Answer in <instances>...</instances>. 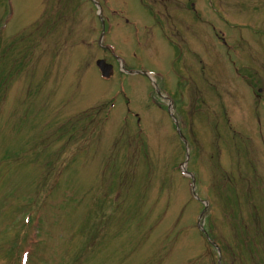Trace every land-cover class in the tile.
<instances>
[{"label":"rangeland","instance_id":"1","mask_svg":"<svg viewBox=\"0 0 264 264\" xmlns=\"http://www.w3.org/2000/svg\"><path fill=\"white\" fill-rule=\"evenodd\" d=\"M118 1L113 4L121 8ZM183 1L189 19L185 9L175 12L174 21L163 24L162 34L172 37L167 40L174 44L183 40L195 27L192 3L197 2V8L205 6V35L189 40L192 56L184 65L178 63L173 90L190 94L185 109L186 113L190 107L189 117L183 121L185 113L177 111V102L174 107L187 138L188 170L199 177L196 193L208 201L203 228L219 252L198 228L203 203L191 198L190 179L181 174L187 149L174 130L167 103L157 102L144 77L126 76L114 67L111 80L103 81L92 72L94 58L103 55L94 44L100 23L93 4L86 0H0V264H16L19 247L11 258L1 252L15 233L21 234L25 245L37 236L30 221L23 223L29 212L41 216L33 264H218L219 255L220 264H264V202L230 196L235 187L246 188L250 179L264 173V146H258L256 129L248 126L243 132L245 125H241L253 122L257 128L258 119L264 128V78L254 73L263 91L253 97L246 91L247 97L243 84L233 76L231 61L229 64L222 55L228 53L240 69L253 57L264 62V51L254 56L247 49L259 48L264 39L257 38L259 27L252 31L256 38L247 32L248 27L236 32L227 29L207 7L248 25L257 15L264 20V0ZM128 2L135 4L134 0ZM141 7L146 20L136 16L152 28L149 10ZM115 23L121 28L122 16L115 17ZM215 25L226 32L223 38L230 45L241 37L246 54L238 53L242 47L236 46L232 55L228 50L232 46L223 44L222 35L215 38L218 30L211 29ZM127 30H121L119 37L115 32L110 40L136 64L133 53H140L136 41L151 37L143 32L133 41L131 28L130 37H125ZM164 52L146 47L144 57L147 68L168 80L172 74L162 67L172 58ZM105 58L115 62L108 55ZM228 68L232 75L227 77ZM254 69L259 67L254 65ZM183 72L189 74L185 81L189 87H180ZM121 79L126 89L123 85V93L118 94ZM216 84L222 88L228 109L225 115L213 110L217 108L214 96L218 104L222 102ZM204 92H208L206 96ZM202 97L207 104L199 107L200 113L197 104ZM248 98L257 101V117L245 105L243 108ZM108 102H114L116 108L109 110ZM131 108L137 112L139 124H135L133 112L126 115ZM237 115L245 117L236 119ZM214 116L222 119H212ZM237 132L253 138L258 147L254 153L250 148L246 155L244 149L243 157L240 145L235 146L229 137ZM81 141H85L83 155L75 156L64 168L56 166L63 145L67 148ZM196 144L200 147L191 148ZM235 153L245 158L240 167L234 162ZM247 162L253 171L249 179L244 176L247 166L243 168ZM230 171L239 175L237 183ZM117 186L122 188L119 197L117 193L107 195L108 187ZM38 190L46 198L40 203L44 213L32 204ZM18 214V222L12 224ZM153 222L156 230L150 228ZM142 226L148 233L144 239Z\"/></svg>","mask_w":264,"mask_h":264}]
</instances>
